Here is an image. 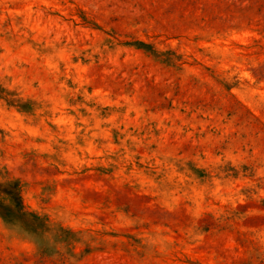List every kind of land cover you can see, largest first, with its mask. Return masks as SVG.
<instances>
[{"label": "rangeland", "instance_id": "obj_1", "mask_svg": "<svg viewBox=\"0 0 264 264\" xmlns=\"http://www.w3.org/2000/svg\"><path fill=\"white\" fill-rule=\"evenodd\" d=\"M0 264H264V0H0Z\"/></svg>", "mask_w": 264, "mask_h": 264}]
</instances>
